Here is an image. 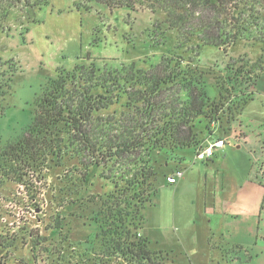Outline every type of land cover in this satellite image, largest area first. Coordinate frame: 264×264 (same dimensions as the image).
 <instances>
[{
	"label": "rangeland",
	"instance_id": "374dc122",
	"mask_svg": "<svg viewBox=\"0 0 264 264\" xmlns=\"http://www.w3.org/2000/svg\"><path fill=\"white\" fill-rule=\"evenodd\" d=\"M35 2L0 0V155L31 123L36 99L48 82L60 71L80 73L90 65L98 75L107 71L125 75L131 71H148L163 59L180 57L201 76L208 97L217 101L221 92L226 102L220 112L223 118L214 126L209 125L210 130L206 128L207 120H198L199 139L202 134L214 136L215 131L226 135L223 129L232 134L242 130L239 121L227 123V113L230 101L238 103L243 97L237 101L234 96L231 98L233 93L224 83L240 70L251 71L250 75L259 72L255 64L260 56L264 62V10H258V25L251 27L247 37L224 52L212 45L198 49L196 39L179 48L175 31L163 34L158 28L164 15H153L148 9L131 12L89 4L86 0ZM263 72H259L253 88L245 91V97L254 98L249 107L253 110H257V104L264 106V76L260 78ZM238 86L237 90L241 89ZM110 98L112 104L108 109L94 116L111 121V127H105L111 134L120 133L130 126L134 110L127 107L126 96L115 87ZM199 141L200 146L205 143ZM59 152V157L49 155L33 164L30 171H24L22 182L2 178L3 173L15 175L9 169L10 163L0 158V234L14 240L9 251L0 247V264H127L121 258L102 256L100 242L95 239L97 227L92 220L100 210L101 198L113 190L114 175L136 171L142 166L157 171L156 181L162 171L161 166L153 165L154 158L161 157L159 151L138 155L137 163L122 170L118 164L125 161L91 168L88 163L91 158L77 146L63 144ZM184 154L192 151L184 149ZM186 162L190 166L195 163L189 158ZM196 163L203 167L202 162ZM87 165L88 177L83 182ZM186 185L188 190L198 189L197 182ZM31 242L38 243L34 254ZM216 249L219 252L216 251L210 264H249V255L242 247L218 245ZM255 251L250 250V254H260L259 248ZM162 254L164 264L180 263L176 254Z\"/></svg>",
	"mask_w": 264,
	"mask_h": 264
},
{
	"label": "trees",
	"instance_id": "16d2710c",
	"mask_svg": "<svg viewBox=\"0 0 264 264\" xmlns=\"http://www.w3.org/2000/svg\"><path fill=\"white\" fill-rule=\"evenodd\" d=\"M46 1L36 0L35 4ZM86 1L111 9L131 12L148 9L153 15L162 13L164 18L158 28L163 34L175 31L180 40L179 48L196 39L198 49L212 45L224 52L247 37L251 27L258 25V10H264V0ZM263 63L260 56L255 64L259 72L264 70ZM97 72L93 65L80 73L60 71L48 82L36 99L31 123L0 155L2 162L10 163L9 169L15 175L3 173V179L22 182L24 171H30L33 164L46 160L49 155L59 157L63 144L77 146L80 152L87 154L91 168L125 161L118 164L122 170L126 165L137 163L138 155L196 148L201 144L200 132L196 130L198 120H207L206 128L210 130L212 122L223 118L220 112L226 102L221 92L217 101L208 97L201 76L180 57L163 59L148 71H131L125 75L117 71L100 75ZM259 72L250 75L251 71L242 73L240 70L225 80L224 86L233 93L231 98L234 96L237 101L243 97L238 103L230 101L227 123L239 121L240 106L248 99L245 91L256 84ZM238 84L241 85L239 90ZM114 87L126 96L127 107L134 111L130 126L123 132L111 134L105 128L111 127V121L94 114L112 104L110 95ZM89 165L85 166L83 182L88 177ZM156 176L154 168L141 166L136 171L126 170L111 177L113 190L101 198L100 210L92 220L97 227L95 239L100 242L104 258H121L127 264H164L162 252H152L148 240L140 233L144 209L157 193L153 186ZM31 246L34 254L38 243L31 242ZM0 247L9 251L14 247V240L0 234Z\"/></svg>",
	"mask_w": 264,
	"mask_h": 264
},
{
	"label": "crops",
	"instance_id": "0c3cea01",
	"mask_svg": "<svg viewBox=\"0 0 264 264\" xmlns=\"http://www.w3.org/2000/svg\"><path fill=\"white\" fill-rule=\"evenodd\" d=\"M252 100L238 111L239 138L225 129L226 135L215 130L214 136L201 135L205 143L226 139L212 157L199 161L203 167L196 163L195 148H185L192 151L189 155L180 149L154 158L162 171L140 230L152 252L176 254L179 264H210L218 245L238 246L249 255V264H264V106L250 109ZM187 158L195 161L193 166ZM177 172L176 182L168 183L166 177ZM192 181L198 189L188 190ZM256 248L261 255L252 253Z\"/></svg>",
	"mask_w": 264,
	"mask_h": 264
},
{
	"label": "built area",
	"instance_id": "2783aa9c",
	"mask_svg": "<svg viewBox=\"0 0 264 264\" xmlns=\"http://www.w3.org/2000/svg\"><path fill=\"white\" fill-rule=\"evenodd\" d=\"M210 125L214 126L215 122H212ZM234 133H236V132H234ZM240 135H241L240 133H237L235 138H239ZM225 142H226V139H215L211 143H204L201 146L199 145V147H197L196 151H195V159L198 160V161L207 160L208 158L212 157L214 149L222 148L225 145ZM177 176H180L179 172H177V173H175V174H173L171 176L166 177V181L168 183H170V184H174L176 182V177ZM138 236H139V234H138Z\"/></svg>",
	"mask_w": 264,
	"mask_h": 264
}]
</instances>
